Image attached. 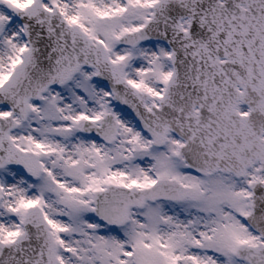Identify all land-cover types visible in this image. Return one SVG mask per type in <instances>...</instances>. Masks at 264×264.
Masks as SVG:
<instances>
[{"label": "snow or ice", "instance_id": "obj_1", "mask_svg": "<svg viewBox=\"0 0 264 264\" xmlns=\"http://www.w3.org/2000/svg\"><path fill=\"white\" fill-rule=\"evenodd\" d=\"M0 264H264V0H0Z\"/></svg>", "mask_w": 264, "mask_h": 264}]
</instances>
